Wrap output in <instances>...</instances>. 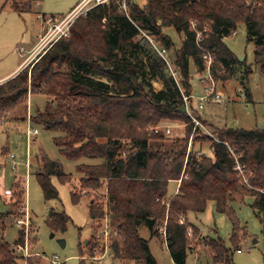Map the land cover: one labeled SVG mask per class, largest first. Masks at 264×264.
Listing matches in <instances>:
<instances>
[{
  "label": "trees",
  "instance_id": "trees-1",
  "mask_svg": "<svg viewBox=\"0 0 264 264\" xmlns=\"http://www.w3.org/2000/svg\"><path fill=\"white\" fill-rule=\"evenodd\" d=\"M40 1L6 3L26 13ZM124 1L128 12L122 7ZM207 23L209 29L204 31ZM240 23L246 26L247 40L254 43V62L264 73V0H147L143 6L137 0H110L80 17L70 35L60 38L31 70L25 68L0 84L1 117L7 112L13 118L26 117L29 92L44 94L49 99L43 109L31 113L32 124L59 131L54 142L67 159L98 160L78 164L77 172L82 191L98 195L89 205L92 224L105 218L98 193L108 183L109 223L116 231L110 243L114 258L158 264L150 240L140 234L141 225H146L151 236H160V228L165 227L175 264H187L198 238L214 264H231L233 249L240 248L247 234L232 203L252 197L251 205L264 221V129L222 128L214 138L194 126L189 103L187 111L181 110L186 105L184 96L192 97L191 67L204 72L206 52L215 55L212 69L217 80H229L240 72L247 87L252 68L225 42ZM164 27L184 35L180 47L163 32ZM143 31L167 49L169 60L179 67L185 81V92ZM200 31L204 33L198 42ZM155 79L162 80L163 89H154ZM246 94L250 96L248 87ZM162 123H180L184 130L167 141L165 130H155ZM193 130L196 135L188 152ZM204 140L210 143L213 156L195 150ZM238 162L245 175L239 173ZM54 176L62 183L71 182L59 160L43 156L37 178L46 199L59 195L52 183ZM171 181L178 183V190L168 196ZM5 195L9 210L0 212V224L7 214L21 215L13 209L25 205L24 182L17 180ZM71 197L74 203L80 202L74 189ZM211 201L232 223V247L220 237H203L189 219L191 213L205 212ZM182 217L184 223H180ZM69 221L64 211H51L48 217L54 232L64 233ZM23 233L24 229L13 245L0 239V264H22L14 246L25 242ZM88 250L94 253L95 246L89 244Z\"/></svg>",
  "mask_w": 264,
  "mask_h": 264
},
{
  "label": "rangeland",
  "instance_id": "rangeland-1",
  "mask_svg": "<svg viewBox=\"0 0 264 264\" xmlns=\"http://www.w3.org/2000/svg\"><path fill=\"white\" fill-rule=\"evenodd\" d=\"M79 1L81 0H41L34 4L32 11L19 13L6 3L7 0H0V77L9 73L21 62L20 71L25 68L31 70L33 65L58 41L46 42V37L51 32L50 25L46 23V20L51 17L60 20ZM137 1L143 6L147 0ZM124 2L126 5V1ZM124 10L128 12V7L126 6ZM82 16L85 15H80L68 25L67 36L70 35L72 26ZM161 22L159 19L158 24ZM204 28V31L208 30L209 24H205ZM163 32L171 35L176 47L181 46L184 39L183 34L172 27H164ZM39 33L41 34L37 38ZM145 33L147 32L143 31L144 36ZM202 33L204 32H198L201 36ZM225 42L241 60H246L252 68L246 83L250 96L246 94L247 87L245 88L239 77L240 72L224 81L217 80L213 73V79L205 78L206 69L202 73H197L192 65L190 70L192 72L190 83L193 87V96L191 100L188 99V103L193 108L190 115L194 126L198 121L197 127L214 138L218 137L216 131L222 128L264 129V73L254 62L255 46L252 41L247 40L245 24L240 23L236 32L225 38ZM22 47L24 48L23 53L20 52ZM95 77L109 82L106 77L100 75H95ZM178 82L185 92V81L182 76ZM153 87L158 91L164 87V84L162 80L155 79ZM207 88L210 91L213 90V93L208 99L201 102L200 97L208 93ZM216 94L220 95L219 101L216 100ZM48 99L44 94L30 95L29 92L26 117L13 118L9 112L0 116V212L9 210L5 203L7 197L5 193L9 194L8 189L11 190L17 180H22L26 187L24 207L13 209L14 214L21 212V215L16 218L12 214H7L4 217L3 223L0 224V239L13 245L20 238L22 234L20 231L25 230L23 249L18 248L17 245L14 246L17 254L22 257V264H141L134 260L124 261L114 258L111 254V236L116 235V231L111 228L109 223L108 183L98 193L99 202L105 205V218L98 224L91 222L89 205L98 199V195L92 191H82L77 165L96 163L98 160L86 157L78 160L67 159L60 153L59 147L54 142V138L61 133L32 124L31 113L37 108L43 109ZM198 116L205 121V124L198 119ZM157 128L160 131L169 128L170 133H166L167 141H172L180 130H184V125L162 123ZM30 129H38L39 133L30 137L28 135ZM195 135L193 130L189 138V147L193 144ZM199 149L205 155L213 156L209 142L204 140L201 146L195 145V150ZM189 150L190 148H188V152ZM43 156L59 160L64 172L71 176L69 183H62L58 177H52V183L59 192L57 198L46 199L37 178V170ZM238 171L240 174H246L245 171ZM242 180L244 183H248L245 177ZM177 184L175 181L170 182L168 196L175 193ZM72 189L77 192L80 198V202L77 204L72 201ZM252 203V197L246 198L245 202L235 201L232 203L247 234L242 239L240 248L233 249L231 264H264V221L257 216ZM51 211H64L69 216L70 221L67 223V230L64 233L54 232L49 226L48 217ZM27 215L28 226L17 224L16 219H26ZM189 219L199 226L203 237H220L227 247H232L230 240L232 223L225 214L216 211L213 201L208 204L205 212L197 215L191 213ZM163 228L164 226L160 228V236H151L148 227L141 225L140 234L150 240L151 253L158 264H171V254L162 233ZM33 239L35 240L34 244H32ZM59 239L65 240L64 246L59 242ZM89 241L90 243H88ZM91 243L95 246L94 253H89L88 250ZM193 246V249L197 248L198 252L195 253L193 250L188 253L187 264H214L209 250L204 246L201 238L194 240Z\"/></svg>",
  "mask_w": 264,
  "mask_h": 264
},
{
  "label": "built area",
  "instance_id": "built-area-1",
  "mask_svg": "<svg viewBox=\"0 0 264 264\" xmlns=\"http://www.w3.org/2000/svg\"><path fill=\"white\" fill-rule=\"evenodd\" d=\"M110 0H81L66 16L64 17H61L60 20H56L54 18H48L46 20V23L48 25H50V31L46 37V42L47 43H53L57 40H59L61 37H64V36H67L69 31H68V25H70L77 17H79L80 15H86L93 7H95L96 5H99V4H103V3H106V2H109ZM122 7L125 9L126 8V5H125V2L122 3ZM193 25H195V23H193ZM145 36H147V38L149 39V41L152 43V45L155 47V49L160 53V55L166 60L169 68H170V71L173 75V77L175 78L176 82L178 83V85L180 86L179 84V78H181V73H180V70H179V67L174 64L172 61L169 60V57H168V52H167V49L164 48V47H160L156 41V39L151 36L150 34L148 33H145ZM201 40V35L198 34V38H197V41L199 42ZM20 52L23 53L24 52V48L22 47L20 49ZM203 58H204V61H205V66H206V72H207V75L205 78H210V79H213L212 78V73H213V69H212V66H213V61L215 59V55L210 53V52H206L204 55H203ZM204 78V79H205ZM206 91L208 93H206L205 96H202L200 97V101L203 102L204 100L208 99L211 94L213 93V90L210 91L208 88L206 89ZM188 99H189V96H184V100L186 102V107L188 109ZM216 100L219 101L220 100V95L219 94H216ZM197 123L195 124V126L197 127L199 122L196 121ZM156 132H159V128H156L155 129ZM166 133H170V129L167 128L165 130ZM39 133L38 129H30L28 131V135L31 137V135H37ZM190 148V147H189ZM190 151V150H189ZM238 170H240L241 172H243V166L238 162V166H237ZM185 221V218L182 217L180 219V223H184ZM16 222L17 224H23V225H27L28 226V222H29V218H28V215H27V218L26 219H16ZM163 235L166 239V229L165 227L163 228ZM18 248L20 249H23V245L22 244H18L17 245ZM55 263V261H54Z\"/></svg>",
  "mask_w": 264,
  "mask_h": 264
},
{
  "label": "crops",
  "instance_id": "crops-1",
  "mask_svg": "<svg viewBox=\"0 0 264 264\" xmlns=\"http://www.w3.org/2000/svg\"><path fill=\"white\" fill-rule=\"evenodd\" d=\"M80 2V1H79ZM78 2V3H79ZM77 3V4H78ZM76 4V5H77ZM75 5V6H76ZM74 6V7H75ZM41 33H39L38 35H37V38H38V36L40 35ZM174 63V62H173ZM175 64V63H174ZM21 66H22V62L20 63V64H18L16 67H14V69H12L9 73H7V74H5V75H3V76H1L0 77V83L1 82H3V81H6V80H8V79H10V78H12L13 76H15L19 71H20V69H21ZM163 89V88H162ZM193 96V95H192ZM177 190H178V184H177V187H176V189H175V191L174 192H177ZM7 191V190H6ZM8 191H9V189H8ZM20 232H22V230L20 231ZM197 247V246H196ZM194 252L195 253H197L198 252V250H197V248H195V250H194ZM156 259V258H155ZM171 264H175L174 263V260H173V258L171 257Z\"/></svg>",
  "mask_w": 264,
  "mask_h": 264
},
{
  "label": "water",
  "instance_id": "water-1",
  "mask_svg": "<svg viewBox=\"0 0 264 264\" xmlns=\"http://www.w3.org/2000/svg\"><path fill=\"white\" fill-rule=\"evenodd\" d=\"M181 110H182V111H187V107H186L185 104L181 107ZM52 236H54V233H52ZM59 242H60L63 246L65 245V240H64V239H59Z\"/></svg>",
  "mask_w": 264,
  "mask_h": 264
}]
</instances>
